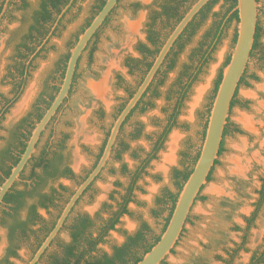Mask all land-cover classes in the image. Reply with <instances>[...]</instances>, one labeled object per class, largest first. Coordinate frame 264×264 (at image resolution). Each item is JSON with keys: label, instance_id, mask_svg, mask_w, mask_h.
Wrapping results in <instances>:
<instances>
[{"label": "rangeland", "instance_id": "1", "mask_svg": "<svg viewBox=\"0 0 264 264\" xmlns=\"http://www.w3.org/2000/svg\"><path fill=\"white\" fill-rule=\"evenodd\" d=\"M164 1L121 0L93 39L90 48L83 53L70 101L61 111L56 133L50 135L48 131L40 146V151L44 149L51 156L57 151L61 153L75 172L71 181L58 179L54 184L64 198L75 191L85 171L90 170L112 129L118 109L129 101L130 93L137 89L143 78L142 68L134 69L129 65L132 60L142 59L140 49L143 45L153 48L147 42L150 17L152 12L161 11ZM26 2L28 6L36 8L39 0ZM100 2L78 0L56 35L50 37L46 50L34 62L26 89L0 123V150L8 143L13 119L17 122L24 115L29 98L39 90L42 80L47 78L45 76H48L59 58H64L73 48L75 38L81 35ZM224 4L225 1L220 0L204 20L198 19L194 34H186L181 42L183 46L174 48L156 78L153 91L147 94L140 109L123 127L120 140L128 145V151L120 159L116 152L113 153L101 177L76 206L74 215H103L109 207L115 206L113 199L119 200L123 195L131 177L122 173V166L126 165L130 173H134L145 153L152 149L167 116L165 109L173 85L186 67L192 62L194 65L198 63V59H194L196 51L225 11ZM23 5L22 0H14L7 10L8 14H5L6 18L0 23V107L5 99L12 97L16 62L14 49L24 34ZM134 5L139 8L136 9ZM258 7L262 30L260 44L264 47V0H258ZM131 24L137 25V31L133 34L129 28ZM165 25L164 18H160L156 30L169 31ZM236 31V21L223 28L207 64L188 93L178 126L169 134L157 159L144 170L137 182L134 201L129 205V215L123 216L116 229L106 237L105 243L99 245L101 251L112 254L114 246L123 245L128 236L136 233L142 221L149 225L153 236L161 234L166 214L157 217L153 214L154 210H160L156 206L157 198L165 191L178 193L173 171L183 169L185 153L192 156L202 147L201 132L207 119L208 106L215 83L220 73L224 72L226 61L235 48L233 38ZM103 80H107L108 89L105 95L95 96L89 88V82ZM237 101L239 103L231 111L229 133L224 138V152L219 156L211 180L192 209L190 221L178 245L163 264H226L228 253L239 248L244 238L245 245L232 264H249L255 254L264 251V204L253 225L250 228L247 226V220L259 202V191L264 180V60L259 54L254 55L249 62ZM242 114L252 119L251 125L241 121ZM137 128H141L142 132L136 139L132 135ZM135 152L139 159L133 157ZM30 171L31 168L25 176H29ZM61 184L64 190L59 187ZM25 186L26 182L19 180L16 190H23ZM61 204L56 202L48 212L40 210V223L50 224L58 215ZM38 229L34 228L35 231ZM35 238L36 235L30 234L29 241L21 243L17 258L11 260L10 264H27L30 261ZM60 238L70 242L69 231H64ZM9 242L8 229L0 223V259L5 255Z\"/></svg>", "mask_w": 264, "mask_h": 264}, {"label": "trees", "instance_id": "2", "mask_svg": "<svg viewBox=\"0 0 264 264\" xmlns=\"http://www.w3.org/2000/svg\"><path fill=\"white\" fill-rule=\"evenodd\" d=\"M5 1L6 0H0V14L2 12ZM13 1L14 0L11 1L10 3L11 5ZM22 1L24 2L23 10L25 11L24 23H23L24 34L21 38L20 43L17 46H15L14 53L16 57L20 55L21 57L27 59L34 51H36L37 46L41 44L40 41V43H38L36 46L30 47L31 40L34 39L35 41H38V39H40L39 37L43 36L44 34H48L50 32L51 27L56 21L57 15L60 14L62 9L69 3V0H39L36 8L28 6L26 0H22ZM77 1L78 0L75 1L73 6L64 16V18L61 20L59 26H61L64 19L71 13ZM106 1L107 0H101L94 16L92 17L91 20H89L86 23V26L82 30L81 34L91 24V22L96 17V15L102 10L104 5L106 4ZM196 1L197 0H165L161 4L160 12L154 11L151 13V17H150L151 23L149 24V36L151 37V41L153 44V33L156 35L158 47H159L154 58H156L158 53L160 52L161 43L162 42L164 43L166 41V39L169 37L171 32L176 27V25L181 21L185 13L191 8V6ZM219 1L220 0H212L203 8V10L196 16L193 22L187 27V29L184 31V33L175 43L172 51L170 52L171 53L170 56L172 55L173 50L176 46H181V47L183 46L181 42L186 36V34L188 33H191V35L194 34V31L197 26V20L200 18L201 20H204L207 17L208 13L211 12L212 8L217 3H219ZM224 1H225L224 4L225 11L220 15V19L215 24L214 29L205 37L204 43L196 51L194 59L195 58L196 60L198 59V63L194 65L192 62V65L186 67L180 73L179 78L177 79L176 83L173 85V89L171 90L170 96L168 98L169 104L168 107L165 109L167 116L164 121V124L162 125L161 132L158 133V135L156 136V140L153 142L152 149L149 152L145 153L144 158L141 160L139 167L136 169V171H134V173H130L126 165L122 166V173L124 175H130L131 177L130 183L124 189L123 195H121L119 200L115 198L113 199V201L116 204L115 206L109 207V209H107L104 212L105 215L99 213L96 214L95 217H90L89 215L83 213L74 215V211H73L70 214L69 218L67 219L60 233L61 235L64 231L68 230L71 238L70 242H64L59 235L52 242L50 248L42 256L38 264H42L46 257L48 259L44 264H137L144 257V255L147 254L154 247V245H156V243L160 240L161 235L165 232L170 222V219L173 215L179 194L184 184L187 182L189 178V171L193 166H195V164L198 161L202 147L196 152V154L192 156H190L188 153H185L184 154L185 161L182 163L183 169L182 170L175 169L173 171V178L175 180V185L178 189V193L175 194L169 191H165L160 197L157 198L156 206L160 210H154L153 214L156 217L160 216V214L162 213L166 214L164 217V226L159 236H153L149 225L146 222L142 221L136 233L132 236H128L123 245L114 246L112 254L105 253L99 249V245L105 243L106 237L109 235L111 231H114L116 229L117 225L120 223L121 218L125 215H129V205L134 201V192L137 189V182L141 178L144 170L151 164L152 161L157 159L158 154L163 149L164 144L167 141V138L171 133V131L178 126V118L184 107V102L188 97V93L191 90L192 85L196 81L198 75L200 74L202 68L207 64L211 52L215 47L216 41L220 39L223 28L228 24H231L233 21L239 23L238 12L234 11V9L237 7L238 0H224ZM120 2L121 0L119 1V3ZM134 7L136 9L139 8L138 5H134ZM116 9L117 7L114 9V11ZM160 18H164L166 22L165 26L166 28L169 29V31L164 32L163 30H159V31L156 30V24ZM108 20L109 18L106 20L105 24L108 22ZM261 32L262 30L259 21L251 58L256 54H259L261 56V59L264 60V47H262L260 44ZM98 33L96 35H98ZM237 38H238V31H236L233 38L234 46L236 45ZM205 47H207L206 50H204ZM141 49H142V59L132 60L131 64L129 65L134 69H141V68L143 69L142 71L143 78L141 79L138 87L140 86V84L144 80V77L146 76V74L153 65V48L142 46ZM28 51H30V53H27ZM149 59H151V61H149ZM230 60H231V56L228 57L225 67H227V65L230 63ZM16 63L17 61L15 62L14 69H16ZM173 67L174 65L171 66L170 68ZM160 74H161V69L159 70L156 77H158ZM246 74L247 71L244 77L242 78L240 85L244 83ZM13 76H14L13 79L15 84L17 80V76L14 74ZM185 79H187L186 82ZM222 79H223V72L220 73L215 83L214 93L211 97L210 104L208 106L207 119L206 122H204L203 129L201 132L202 145L205 140L209 116L211 113L213 102L215 100ZM136 90L130 93L129 99L134 95ZM151 91H153V83L147 90L146 94L143 96L142 100L129 115L123 127L134 115L136 110L140 108L143 100L145 99L147 94ZM155 93L159 96L158 92ZM237 94L232 102V108L234 107V105L239 103L237 101ZM174 98L176 99V101H172L174 100ZM127 102L124 103L119 108L116 118L123 111ZM229 127H230V123H228L225 129V134H224L225 137L229 133ZM236 131L239 130L236 129ZM141 132H142L141 128H137L135 133L132 135V137L136 139L139 138L141 136ZM106 143L104 144L100 154L98 155L96 163L94 164L92 170L98 164L104 152ZM128 149H129L128 145L125 142L120 141V145L117 148H115V152L117 153L118 159H120L121 155L124 152H127ZM223 152H224V141L222 143L220 155ZM50 156L51 154L48 153L47 151H43L39 153L37 156H35L34 160L36 159L37 163L35 164L34 168H31V174L29 177V179L34 180V182L36 183L35 188L33 190L28 191L27 185L23 190H16V184H15L13 188L7 193L4 199V205L6 206V208L10 210V212L7 211L4 212L2 224L7 228H9L10 230L9 237L11 244L14 243L18 244L29 241V235L31 233V230L28 227L29 225L27 224L17 225L15 224L14 220H12V218L15 216L19 217L21 211L25 207L27 197H30L32 199L35 198V194L38 190H40V186L46 187L48 188V190L45 196L42 197L39 200V202L36 201V204H34L33 207L31 208L30 215L32 217V221L34 222L35 221L41 222L40 217L37 213L38 204L44 207H47L49 205L55 206L56 202H61L65 204L69 201L70 197L74 193L73 192L67 198H64L63 195L59 192V190L55 188L54 184L58 181L59 177L56 172L57 168L54 165H56V163L59 161L62 162L65 161V158L59 152H54L51 158ZM133 157L135 159H139L138 153L135 152L133 154ZM17 164L18 162L15 163V165ZM217 164H218V160L216 161V165ZM0 171L5 173L4 179H2L0 175V184H3L4 181L10 176L12 172V168L7 169L5 167H0ZM67 172L68 174H71V171L69 169L67 170ZM211 177H212V173L209 177V181L211 180ZM64 189L65 188L63 187L62 190ZM259 195L260 198H259V202L256 205V209L252 213L251 217L247 220L248 228H250L253 225L254 221L257 219L258 214L264 204V180H262V186H261V190L259 191ZM1 209L2 207L0 208V210ZM61 212L56 216V218L54 219L55 222L51 227L49 224L44 223L39 230L32 231V233L36 235L35 240L37 242V246L33 249L34 253L38 250V248L43 243L44 239L49 235V233L54 228ZM189 221L190 218L188 219L187 223ZM245 241L246 238H244L243 244L239 248L228 253L229 258L226 261V264L233 263V260L235 259L237 253L243 249L245 245ZM19 248L20 247H18L17 249ZM249 264H264V251L261 254L258 253L255 254L252 257L251 262Z\"/></svg>", "mask_w": 264, "mask_h": 264}, {"label": "water", "instance_id": "3", "mask_svg": "<svg viewBox=\"0 0 264 264\" xmlns=\"http://www.w3.org/2000/svg\"><path fill=\"white\" fill-rule=\"evenodd\" d=\"M11 1L12 0L5 1L0 14V23L5 17ZM75 1L76 0H69V3L62 9L61 13L57 15L56 21L51 27L47 38L44 40L43 44L36 49L32 58L35 57L43 48L44 44L48 42L50 37L54 34V31L59 26L61 20L73 6ZM119 1L120 0H107L102 10L79 36L76 45L71 49L65 77L57 96L33 130L27 148L22 154L20 161L13 167L10 176L4 181V183L0 184V208L4 204V199L7 193L20 180L21 174L35 154L37 150V143L39 142L42 133L45 131L53 117L57 114L64 101L69 97L80 58L89 43L105 24L106 20L111 16L114 9L119 5ZM210 1L212 0H197L185 13L181 21L176 25L174 30L166 39L160 49V52L155 58L151 69L144 77V80L137 88L134 95L129 99L123 111L116 118L98 164L85 178V180L82 181L75 189L74 193L62 210L54 228L44 239L43 243L35 252L28 264H38L40 262L42 256L50 248L52 242L60 235L67 219L77 206L84 193L96 182L97 178L106 169L125 121L146 94L169 53L172 51L175 43ZM234 11H237L239 16L238 38L231 55L230 63L224 69L223 79L213 102L200 156L195 166H193L189 171V178L179 194L173 215L165 232L161 235V238L156 245H154V247L147 254H145L137 264H163L173 253V250L178 245L183 235L192 209L203 188L209 182V177L216 165V161L219 159L220 150L225 138V129L230 121L232 102L239 90L241 80L244 77L251 60L259 22L258 0H238L237 7ZM131 34H133L132 31Z\"/></svg>", "mask_w": 264, "mask_h": 264}, {"label": "flooded vegetation", "instance_id": "4", "mask_svg": "<svg viewBox=\"0 0 264 264\" xmlns=\"http://www.w3.org/2000/svg\"><path fill=\"white\" fill-rule=\"evenodd\" d=\"M10 6H11V4H10ZM6 14H8V12ZM6 16L7 15H5L4 18H6ZM59 27L60 26H58L57 29L54 31V35L53 36L56 35V32L59 29ZM48 34H44L43 36L39 37L40 39H38V41H35L34 39L31 40L30 47L36 46L38 43H40V41H41L40 45H42L44 39L48 36ZM96 36L97 35H95V37ZM78 39H79V36H77L75 38L73 47L76 45ZM93 39H92V41H93ZM49 41L46 44H44V46L41 49V51H39V53L33 58H32V55L35 53V51L27 59L24 58V57H21L20 55H18L16 57L17 63H16V69L14 71L15 72L14 75L17 76V80H16V82L14 84V79H13L12 97L5 99L1 103V107H0V123H1L2 119L4 118V116L7 114V112L20 99L21 95L23 94L24 90L26 89V86H27L28 81L30 79L31 70L34 68V62L46 50V47H47ZM92 41L89 43V45H88V47L86 48L85 51H87L90 48V45H91ZM147 42L149 43V45H151L153 47V62H154L155 54H156V52H157V50L159 48L156 35L153 33V44H152L150 36L147 37ZM164 43L163 42L161 43L160 48H162ZM27 53H30V51H28ZM140 53L142 54V49H140ZM70 54H71V50H70V52L67 55L64 56V58H59L58 62L53 65V68H52L51 72L48 74V76H45L47 78H44V80H42V83H41V86H40L39 90L37 92H34L33 95L29 98V101L27 102L26 109L24 111V115L20 119H18L17 122L15 121V119H13V125H12V127H11V129L9 131L8 143L5 146V148L0 150V167H5L7 169L8 168H12L13 169L15 163L20 161L22 154L24 153L25 149L27 148V145H28V142H29V140L31 138L33 130L35 129L37 123L42 119V117L44 116L46 111L49 109V107L53 103L55 97L57 96V94H58V92H59V90L61 88V85H62L64 77H65V72H66V69H67V65H68ZM170 54L171 53H169L168 57L166 58L163 66L161 67V70L167 64ZM80 61H81V58H80ZM80 61H79V63H80ZM78 68H79V64H78ZM78 68H77V72H76L74 80H73V84H72V88L70 90L69 97L64 101L63 105L60 107V109L58 110L57 114L53 117V119L51 120V122L49 123V125L47 126L45 131L42 133V135L40 137V140L37 143V150H36L35 154L31 158V160L28 162L25 170L21 174L20 180H23V181L26 182V185L28 187V191L29 190H33L35 188L36 183L34 182V180L29 179L31 171H30L29 176H25V174L27 173V170L29 168H34L35 164L37 163L36 159L34 160L36 154H38L39 152L44 151V149L42 151H40V146H41V143L43 141V138H44L45 134L48 131L50 132V135H54L56 133V128H57V126L59 124L58 122H59L61 111L66 106V104L70 101V98H71V95H72V92H73V89H74V86H75V83H76V79H77ZM13 78H14V76H13ZM156 78L153 81V85H154V83L156 81ZM139 109L140 108H138L136 111H138ZM118 111H119V109H118ZM118 111H117V113H118ZM14 122H16V123L14 124ZM122 130H123V128L121 129V131L119 133V136H118L116 144L114 146L112 155L115 152V148H117L120 145V141H121L120 140V136H121ZM109 135H110V132L108 133V135L106 137L105 143L107 142ZM47 148H49L48 145H47ZM102 148H101V150H102ZM101 150H100V152H101ZM100 152H99V154H100ZM98 155L96 156L95 162L92 164L90 170L85 171L84 175L81 177V181L79 182L80 184H81L82 181H84V179L91 172L94 164L96 163ZM54 166H56V168H57L56 172H57V175H58L59 179H65V180L71 181L73 179V177H75V172L72 170V168H70V166L68 165V163L66 161H63V162L59 161ZM68 169L71 171V174H68V172H67ZM103 172H102V174H103ZM0 175H1L2 179L5 178V173L4 172L0 171ZM101 175L97 178V180L101 177ZM79 185H77V187ZM93 185L89 189H87V191L84 193L82 198L88 192H90V190L93 187ZM59 187L62 189L64 186L61 184ZM47 190H48V188L40 186V190H38L36 192L35 198L32 199L30 197H27L25 207L21 211L19 217L15 216V217L12 218V220H14L15 224H17V225H19V224H27V225H29L28 227L31 230L30 234H33L32 231H35L34 230L35 227H39V229H40V227L43 226V224H41L40 221H35V222L32 221V217L30 215V211H31V208L33 207V205L36 204V201L39 202V200L42 197L45 196ZM82 198L80 199V201L82 200ZM65 205H66V203L65 204L62 203L61 205H59L58 214L64 209ZM51 207H52L51 205H49L47 207H44V206L38 204V206H37L38 215H39V211L40 210H44L45 212H48ZM75 208H74V210H75ZM3 209H5V210H3ZM5 211L10 212V210L8 208H6V206L3 204L2 205V209L0 210V212H2V214L0 216V223L1 224L3 222V216H4V212ZM39 217H40V215H39ZM54 222H55V220H53L49 224L50 227L53 225ZM7 229H8V234L10 235V230H9V228H7ZM29 237H30V235H29ZM36 246H37V242L35 240L34 241V248ZM18 247H21V243L11 244L9 242V246L5 250V255L2 256L1 259H0V264H10L11 260L16 259L17 258V253L19 251V249H17ZM14 253H16V254H14ZM34 254L35 253L32 252V257H33Z\"/></svg>", "mask_w": 264, "mask_h": 264}, {"label": "bare ground", "instance_id": "5", "mask_svg": "<svg viewBox=\"0 0 264 264\" xmlns=\"http://www.w3.org/2000/svg\"><path fill=\"white\" fill-rule=\"evenodd\" d=\"M129 28L131 29L132 32L137 31L136 30L137 29L136 24H131ZM89 88L95 96H103V95H105V93L108 89L107 80H103L102 82L90 81L89 82ZM199 92H201L200 94H202V90H200ZM240 119H241V121H243L247 125H251V123H252V121H251L252 119L245 114H242ZM174 145H175V143L172 144V146H174Z\"/></svg>", "mask_w": 264, "mask_h": 264}]
</instances>
